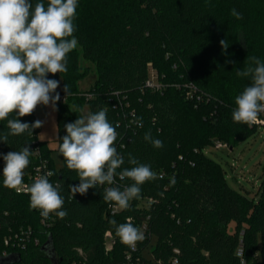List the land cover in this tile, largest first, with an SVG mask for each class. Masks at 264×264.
Instances as JSON below:
<instances>
[{"label":"trees","instance_id":"trees-1","mask_svg":"<svg viewBox=\"0 0 264 264\" xmlns=\"http://www.w3.org/2000/svg\"><path fill=\"white\" fill-rule=\"evenodd\" d=\"M86 1L77 0L74 20L81 50L67 55L68 71L61 73L60 93L66 100L56 102L58 149L67 134L65 124L83 116L86 105L89 113L106 109L108 121L119 125L115 146L125 163L117 172L133 167L128 164L131 154L158 178L142 185L141 197L130 201L128 209L103 200L108 185L72 198L69 186L80 183L78 174L64 159L60 171L55 170L39 128L32 135L10 136L8 144L0 141V257L8 249L5 235L32 228L42 244L17 252L20 262L14 264H264V198L256 203L233 189L221 164L204 153L217 141L232 150L258 128L233 122L232 112L235 96L251 83L236 71L253 56L264 62V0ZM232 9L243 18L237 20ZM224 39L227 50L220 45ZM81 59L91 61L98 75L85 93L77 86L83 77ZM150 69L158 72L160 88L147 86ZM188 84L195 86L200 101L186 97ZM19 119L30 125L36 121L34 112ZM7 131L6 121H0V133ZM149 131L163 141L162 148L145 141ZM28 145L31 150L38 145L51 163L49 182L60 186L61 210L68 213L64 219L55 215L46 235L40 211L30 208V195L3 184V155ZM36 163L33 153L23 183L30 181ZM131 183L116 179L121 190ZM259 191L264 196V183ZM126 218L145 235L135 249L121 243L110 223H125ZM50 236L54 260L41 249ZM147 249L150 258L144 255Z\"/></svg>","mask_w":264,"mask_h":264},{"label":"clouds","instance_id":"clouds-1","mask_svg":"<svg viewBox=\"0 0 264 264\" xmlns=\"http://www.w3.org/2000/svg\"><path fill=\"white\" fill-rule=\"evenodd\" d=\"M77 0H37L33 5L29 0H0V121H6L8 131L0 133V141L8 144L10 136L25 132L30 135L42 126L37 120L31 125L21 122L19 117L31 115L40 104L55 106L60 100L59 93L54 96L59 81L48 79V73H66L67 55L78 46L73 35L76 30L74 20L77 15ZM237 20L243 18L236 9L231 10ZM220 45L227 50L226 40ZM238 77L250 78L251 83L235 96V109L232 120L236 123L253 125L259 114L264 113V62L253 56L250 63L236 71ZM64 91H67L65 86ZM15 113L11 118L10 115ZM137 126L142 127V118H137ZM107 119V110L100 109L86 116H79L74 122L65 124L66 135L59 144V152L66 166L79 177L78 185L69 186L71 197L76 193L85 194L98 185L104 187L103 200L114 202L120 209H128L130 201L141 197L142 185L157 179V173L150 165L141 163L129 154L130 168L117 172L125 163L115 142L116 128ZM145 141L159 149L163 141L153 139L150 131L144 135ZM33 151L30 145L19 151L3 155V184L9 189L23 190L30 194V208L40 211L47 218L55 213L64 219L68 213L61 210L64 197L60 186L49 182L52 172L39 176L31 185H23L24 170L30 163ZM129 179L130 185L116 186V179ZM162 178V177H161ZM175 179L171 180L175 184ZM163 196V193H160ZM115 227V234L121 243L134 248L137 242L145 239L144 233L126 218L125 223Z\"/></svg>","mask_w":264,"mask_h":264},{"label":"rangeland","instance_id":"rangeland-1","mask_svg":"<svg viewBox=\"0 0 264 264\" xmlns=\"http://www.w3.org/2000/svg\"><path fill=\"white\" fill-rule=\"evenodd\" d=\"M240 40L244 43L243 37ZM77 49L81 50V47L78 45ZM80 61V71L83 77L77 86L79 90L85 93L96 83L98 75L95 65L91 61L83 59ZM149 73H151L155 83H157L158 72L150 69ZM54 80L59 81L55 93L62 92L64 80L61 73H58ZM57 110L58 105L55 104L53 106L50 102L47 106L43 104L38 105L34 114L36 121L40 120L43 122L38 131L39 140L44 143L47 142L48 147L51 149V159L54 163L55 170L58 172L64 163L63 157L58 149ZM87 114H89L88 105L83 109V116ZM204 153L209 159L221 164L223 171H225L227 183L233 189L240 191L256 203L263 200L264 196H262L259 190L264 183V126L258 127L254 134L245 141L240 142L232 150L230 147L217 150L213 146H208L204 149ZM149 252L150 249L144 252L145 257L150 258Z\"/></svg>","mask_w":264,"mask_h":264},{"label":"built area","instance_id":"built-area-1","mask_svg":"<svg viewBox=\"0 0 264 264\" xmlns=\"http://www.w3.org/2000/svg\"><path fill=\"white\" fill-rule=\"evenodd\" d=\"M157 78H158V75H157ZM147 86L152 87V88L154 87L160 88L158 82L155 83L154 78L151 76V73H150V78L147 81ZM196 92L197 90L194 85H191V84L186 85V97L188 99L197 98V100L200 101L201 98L199 96H196ZM59 95H60L61 101L66 100L63 94L59 93ZM87 97L90 98L91 95L88 94ZM36 109L34 110V113ZM253 126H256V127L264 126V113L259 114L258 122L253 124ZM213 147L218 150L220 148H228L229 146L224 142L217 141ZM32 150L34 153V157L37 160V163L29 176L30 181L23 183V185H31L37 177L43 176L47 172L54 173L53 169L51 168V163H49V160L46 157L44 158L43 153L41 149L39 148V146L38 145L34 146ZM51 177L52 176L48 177V179L49 180L52 179ZM15 193L30 195L26 191L23 190V186L21 187L20 190H15ZM55 215H56L55 213H50L47 218L41 216L40 221H41L43 232L45 233V235L48 234L49 229L53 226ZM106 237L108 238L111 237V234L107 232ZM4 244H5V247L8 248L3 253V257H6L10 254H16L17 252H20V250H25L30 245L40 246L42 244V240L40 237L34 235V231L32 228H20L16 232H11L5 235ZM135 247L133 249H135ZM9 250H12V252H10ZM239 255H241V252H239ZM173 264H177V260H174Z\"/></svg>","mask_w":264,"mask_h":264},{"label":"water","instance_id":"water-1","mask_svg":"<svg viewBox=\"0 0 264 264\" xmlns=\"http://www.w3.org/2000/svg\"><path fill=\"white\" fill-rule=\"evenodd\" d=\"M50 74H47V78L50 79ZM48 257L51 259H55L54 253H53V241L52 237H49V240L42 246L41 248ZM20 262V256L17 254H11L6 257H0V264H14Z\"/></svg>","mask_w":264,"mask_h":264}]
</instances>
